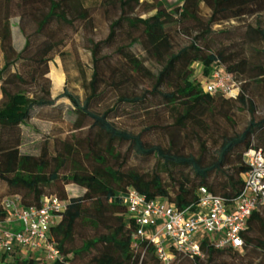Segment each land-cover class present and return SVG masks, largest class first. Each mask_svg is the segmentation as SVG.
I'll list each match as a JSON object with an SVG mask.
<instances>
[{"label":"trees","instance_id":"trees-1","mask_svg":"<svg viewBox=\"0 0 264 264\" xmlns=\"http://www.w3.org/2000/svg\"><path fill=\"white\" fill-rule=\"evenodd\" d=\"M11 2L0 0V41L5 61L0 69L3 95V101H0V182L7 184L25 207H39L46 196H57L68 205L63 219L52 228L62 261L49 263L32 254L24 256L15 252L10 259L5 258L3 264H73L76 257L93 252L95 255L90 264H160L152 244L141 241L135 245V228L129 223L128 209L119 193L133 188L148 199H161L179 209L196 208L201 188L222 197L228 206L241 197L245 175L249 171L244 155L250 149L264 152V118L260 121L252 119L243 132L223 138L216 159L207 165L194 155H182L174 152L172 147L145 142L141 134L121 129L110 120L115 110L97 112L91 110V105L106 84L120 88L126 82L138 85L144 80L149 81L150 86L142 95L136 91L122 93L119 101L149 117L155 114L162 118L155 110H165V115H170L174 121L165 130L175 145L189 124L201 125L206 115L232 101L224 99L222 94L206 93L201 78H208L216 67L223 68L233 78L247 74V62L238 61V53L216 52L210 48L209 36L213 34V27L233 20L246 21L264 11V0H182L174 9L170 8L168 0H102V6L117 8L120 15L111 24L105 40L99 43L90 41L94 68L91 94L85 101L69 89L52 100L48 87L39 81L49 82L45 79L50 72L49 56L60 44L64 45V41H56L62 27L72 28L78 22L92 21V10L86 6V0H16L22 18L28 17L36 22L37 34L47 36L35 46L31 39H27L21 52H17L13 45L9 18ZM202 5L211 11L208 19L202 17ZM139 12L147 16L143 17ZM55 25L62 26L56 29ZM180 25L185 27L190 44L176 52L171 31ZM122 37L130 43H119ZM137 44L160 67L157 74L133 52ZM105 50H114L115 53L111 57H101ZM19 63L36 66L27 75L30 82L37 84L48 96L43 94L33 98L20 89L30 82L24 74L11 72ZM196 64L202 67L199 78L195 77ZM256 70L259 72L255 77L263 79L264 67ZM63 98L72 102L78 114L75 128L82 130L90 126L86 142L79 151L64 144L53 155L47 148L42 149L40 156L22 154L21 126L36 108L54 106ZM219 101L222 104L219 105ZM237 101L249 106L251 114L255 112V103L247 97V85L242 86ZM119 144H128L138 156L153 157L162 163L171 187L163 181L162 173L147 175L124 170V165L120 164ZM81 157L88 162L89 168L81 165ZM72 164L77 169L62 174V170ZM70 184L82 187L85 194L79 198L69 197L66 187ZM4 216L0 208V219ZM263 216L260 209L250 217L248 228L242 234V251L218 250L210 238L204 239L201 246L208 264L227 255L235 258L236 264H255L257 259L264 264V259L258 255L264 253V240L253 236L258 226L264 232ZM79 225L105 227L106 230L104 234L84 240L76 249L72 244ZM243 251L245 255H241ZM187 262L202 264L199 258L178 255V264Z\"/></svg>","mask_w":264,"mask_h":264},{"label":"rangeland","instance_id":"rangeland-1","mask_svg":"<svg viewBox=\"0 0 264 264\" xmlns=\"http://www.w3.org/2000/svg\"><path fill=\"white\" fill-rule=\"evenodd\" d=\"M101 1L86 0V6L92 10L93 19L90 22L92 23L91 25L89 22H78L72 28L63 26L58 33L56 41H64V45L60 44L49 56L51 60L49 62L50 72L45 76V79H48L49 82L47 83L43 79L39 81L43 86L48 87L52 100L61 95L65 89H69L73 94L78 95L82 101H85L91 94L90 83L93 77L94 65L90 41L99 43L105 40L109 36L111 24L120 15L117 8L104 7L101 5ZM181 1L168 0L171 9L179 5ZM9 6L13 45L17 52H21L24 49L27 39H31L34 46L41 44L47 39V36L37 34L38 27L36 22L28 17L22 18L16 8V0H12ZM141 12L138 14H142L143 17L147 16ZM151 14H154V12ZM201 14L204 19H208L211 11L205 5H202ZM55 26L57 29L62 25H59L60 27ZM184 30L185 27L180 25L171 31L176 52L190 44V38ZM209 37L211 39L209 44L212 50L216 52L226 51L228 54L232 52L238 53V61L246 60L248 65L246 76H241L240 78L237 75L235 76L236 79H234L241 89L243 85H247V97L252 99L256 106L253 114H251L249 106H244L237 101L239 96L235 99L223 95L224 99L232 101L224 105H220L222 102L219 101L220 107H217L211 114L206 115L201 125L189 124L188 128L184 129L180 138L173 145L171 136L165 129L166 127H171L174 121L170 115H165V110L160 108L155 110L156 113L162 115V118L154 116L155 114L149 117L140 113V110L131 108L119 101L122 93L136 91L137 94L142 95L149 88V81L144 80L138 85L126 82L120 88L109 87L106 84L100 90L99 97L92 101L91 110L102 113L115 110L111 113L110 120L119 128L135 134H141L143 140L147 143L159 144L165 148L172 147L174 152L182 155H194L205 164H211L216 159V154L223 138L243 132L252 119L260 121L264 118V78L255 77L259 72L256 69L264 67V11L248 18L244 22L233 20L214 26L213 34ZM122 42L129 44L130 40H124L122 37L119 43ZM132 50L148 69L154 74L158 73L160 67L147 57L139 44L135 45ZM114 53V50H105L101 57H111ZM4 63V53L0 41V69L4 66ZM34 67L36 66L31 63H19L11 69V72L24 74L28 82H30L27 73L32 71L31 69H34ZM194 67L195 77L199 78L202 67L200 64H196ZM222 71L227 74L223 68ZM251 75L252 78H249ZM207 80L208 78L200 79L202 87L205 86ZM1 85L2 82H0V101H3ZM20 89L33 98L40 97L43 94L48 96L41 91L37 84L31 82L22 85ZM77 119L78 114L68 98L58 100L54 106L36 108L31 118L21 126L23 135L21 153L40 156L42 149L47 148L50 155H53L55 150L58 147L61 148L64 144L71 146L73 151H79L81 145L88 139L90 126L77 130L74 126ZM118 151L122 154L120 164L124 165V170H134L147 175H153L154 172L162 173L163 181L167 186L171 187V180L165 172L166 169L157 159L138 156L130 149L128 144H119ZM83 155L84 151L82 150L81 156ZM81 158L83 159V157ZM81 165L89 168L88 162L84 159ZM76 169L75 165H68L62 170V174H69V172H73ZM176 176L178 177L179 175ZM66 190L71 198L82 197L86 192L85 189L75 184L68 185ZM13 196L9 186L0 182V208L6 198ZM261 212L264 215V208L261 209ZM105 230V227L94 228L92 226L79 225L72 246L79 249L83 245L84 240L104 234ZM253 236L257 240H264V232L260 226L253 231ZM94 255V252L92 254H82L76 257L73 264H90ZM241 255H245V251L241 252ZM258 255L264 259V253ZM200 260L202 264H208L206 254ZM260 263L259 259L255 261V264ZM187 264L193 263L187 262ZM213 264H236V260L232 256L227 255L219 258Z\"/></svg>","mask_w":264,"mask_h":264},{"label":"built area","instance_id":"built-area-1","mask_svg":"<svg viewBox=\"0 0 264 264\" xmlns=\"http://www.w3.org/2000/svg\"><path fill=\"white\" fill-rule=\"evenodd\" d=\"M206 93L237 98L240 85L222 68L216 67L203 87ZM249 171L241 197L231 205L224 199L200 190V200L193 206L179 209L161 199H148L133 188L119 193L128 209V219L137 245L148 241L155 248L160 264H178V255L204 258L201 243L210 238L218 249L242 251V234L252 214L264 208V152L250 149L244 155ZM68 202L57 196H46L39 207H25L19 196L6 198L0 219V264L16 252L32 254L49 263L62 261L52 233L66 212Z\"/></svg>","mask_w":264,"mask_h":264}]
</instances>
